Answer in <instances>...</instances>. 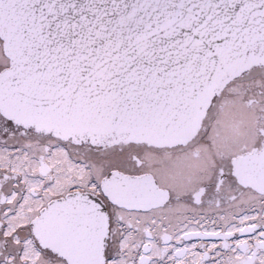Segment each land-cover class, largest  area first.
Returning <instances> with one entry per match:
<instances>
[{"label":"snow or ice","instance_id":"snow-or-ice-1","mask_svg":"<svg viewBox=\"0 0 264 264\" xmlns=\"http://www.w3.org/2000/svg\"><path fill=\"white\" fill-rule=\"evenodd\" d=\"M0 264H264V0H0Z\"/></svg>","mask_w":264,"mask_h":264}]
</instances>
